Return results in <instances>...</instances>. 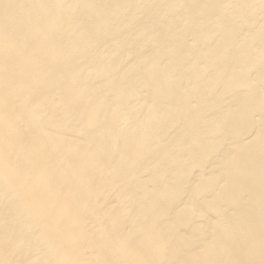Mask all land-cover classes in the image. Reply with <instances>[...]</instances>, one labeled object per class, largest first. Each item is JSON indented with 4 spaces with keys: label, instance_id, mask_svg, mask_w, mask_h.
<instances>
[{
    "label": "bare ground",
    "instance_id": "bare-ground-1",
    "mask_svg": "<svg viewBox=\"0 0 264 264\" xmlns=\"http://www.w3.org/2000/svg\"><path fill=\"white\" fill-rule=\"evenodd\" d=\"M34 1L0 0V64L17 62V56L24 58L26 51H32L34 59L23 69L8 65L7 75L0 74L4 102L0 158L11 156L13 150L21 156L36 147L46 157L70 153L74 157L64 160L65 165L82 166L89 155L94 159L87 168H77L76 177L86 174L83 187L62 185L56 165L42 166L37 181L44 188L42 194L19 174V158L8 164L0 159V177L9 183L4 193L20 213L4 218L9 211L0 201V264H43L51 257L38 243L31 248L25 241L27 236L34 239L33 227L40 230L44 249L58 251L57 264H264V0H253L243 9L237 7L245 0H211L217 8L228 5L224 16L237 13L240 18L232 23L226 19L227 27L233 28L228 36L238 35L228 51L214 46L219 39L211 36L209 26L198 35L193 32L201 23L198 7L186 9L187 21L186 17L171 19L174 8L160 10L155 6L158 0H102V4L96 0L91 13L77 16L80 28L70 42L76 51L63 61L57 52L67 39L60 38L61 20L50 21L54 0L53 4L40 0V5ZM37 14L39 27L30 26ZM146 18L150 19L142 22ZM26 35H35L38 43L21 41ZM13 37L17 40L7 49ZM175 41L180 45L177 51L159 56V46L167 49ZM141 46L154 58L135 64V51ZM79 51L82 56L77 57ZM235 52L246 57L232 62ZM211 53L221 56L215 60ZM75 60L80 69L61 88L63 97L59 93L52 99L39 98L26 87L15 92L16 99L3 86L8 80L7 86L16 87L25 75L34 73L40 76L31 79L34 86L52 81L48 83L52 94L65 83ZM103 64H114L113 71L88 77ZM133 64L134 70L121 77ZM110 80L109 95L94 93L96 83ZM112 95L122 98L114 102ZM62 98L70 100L61 109L57 103ZM108 103L115 109L106 112ZM34 105L48 116L47 127H61V133L43 140L39 130L44 128L39 127L32 140L7 137L10 125L30 121L32 115L19 118L17 114ZM92 105L99 108L94 109L98 113L89 115ZM79 115L84 116V124L77 140L83 136L94 150L56 148L58 136L67 143L75 138L70 135L77 134L74 125L80 127ZM135 120L139 127L133 134L123 136L114 130ZM101 135L112 140L100 143ZM29 160L39 166L36 156ZM55 191L56 198L47 204ZM57 208L65 209L67 218L44 221ZM25 212L29 218L20 219ZM87 215L90 219L84 221ZM191 217L195 218L188 220ZM109 225L110 235L105 238L102 235ZM80 232L82 238L76 239ZM122 242L124 246L119 247ZM113 252L117 256H109Z\"/></svg>",
    "mask_w": 264,
    "mask_h": 264
},
{
    "label": "water",
    "instance_id": "water-1",
    "mask_svg": "<svg viewBox=\"0 0 264 264\" xmlns=\"http://www.w3.org/2000/svg\"><path fill=\"white\" fill-rule=\"evenodd\" d=\"M46 1H49L53 4V0H46ZM93 1H96V0H54V5L55 8L53 9L52 12H50V21L53 23V22H57L58 20H61V24H62V30H61V34H60V38L63 40V42H65L64 39H67V41L65 42L66 45L62 46L59 48L57 54H58V58L61 59V61H63L64 58L67 57V54L71 53V52H74L76 50H74L72 48V45H71V41L76 37V34L78 33V29L80 28V25L78 23V18L77 16L79 15H82L83 13H91L93 11V9H90L91 7V4ZM253 0H245L244 2H241L239 7H237V9H243L244 7L243 6H246L248 4H251ZM38 3V5H40V0H35L34 3ZM100 4H102V0H100ZM156 4L155 5L156 7H158L159 9L162 8L163 10H167L169 11L168 9L173 7L174 8V11L172 13V15H169L171 17V19H180L182 17H186L183 13L191 8H195V7H198V9L201 11V13H199V15L201 16V23L198 24V26L196 27V31L198 33H196V31H193L196 35L199 34L200 31H202L203 29L207 30V28H204L205 26H209L208 28L211 29V32H213L211 34L212 37L216 38V39H219V40H216L217 42H219L218 44H214V46H220L221 48L225 49L228 51V47H230L231 45L234 44L236 38H237V34H229L228 36V31H231L233 28L232 27H227V20H229V23H232V21H236V20H239L240 18L237 17V13H232L231 16L227 17V16H224V10L227 9V6L224 5L223 7L221 8H217L213 5V3L211 2V0H204L203 3L201 2H198V1H193V0H158L156 1ZM134 7H137V4L134 6ZM152 7V6H151ZM121 8V7H120ZM161 10V9H160ZM211 12V13H210ZM237 12V11H235ZM203 13H208V16L207 17H204L202 14ZM210 13V14H209ZM255 14L252 13L250 14L249 17H252L254 16ZM39 15L37 14L34 19H32V21L30 22V26H36V27H39V24H38V17ZM155 16V15H154ZM2 16L0 15V18ZM152 18V17H151ZM2 19V18H1ZM150 18H146L144 20H142V22L145 23V20H149ZM187 19V17H186ZM190 19V18H189ZM227 19V20H226ZM188 21V19H187ZM214 23V25H213ZM79 25V26H78ZM163 29H165L166 27V24L163 25ZM75 27H77L76 30H73ZM155 28L159 29V27L157 26H154ZM49 29H52L51 26H48ZM162 29V30H163ZM160 30V29H159ZM79 38L81 37V34L78 36ZM21 41H26V44H36L38 43L37 42V38L35 35L33 36H27L24 37L23 39L20 38ZM18 39V40H20ZM17 39L13 37V39L9 41V43H7L5 45V47H7V49H9L12 45V43H14V41H16ZM8 45V46H7ZM1 46V45H0ZM180 47L179 45V42L178 41H175L173 43V45L170 47V48H167V49H163L162 47L159 46V50H160V53H159V56L163 55V54H170V53H173L175 51L178 50V48ZM143 49V46H141V48H138L136 51H135V57H136V60L137 62L135 64H138L139 62L140 63H144V62H147L148 60H151L154 58V55L152 54H146L145 52L142 51ZM26 49H23L22 52H25ZM205 52L206 50H204V55H205ZM24 58H21L22 56L21 55H18L17 56V62L15 61L13 63V61H10L9 60H3V62L0 64V74L1 76H6L7 73H8V65L9 67L10 66H13L15 67V65H17L16 67L17 68H20V69H23L24 67V64H28L30 62H32L34 59L32 57V54L33 52L32 51H26L24 53ZM77 54V57H80L82 56V53L79 51V52H76ZM221 55L217 54V55H214L211 53V58L213 59H217L219 58ZM246 55H243V54H240L238 52H235L234 54L231 55V61L232 62H235L236 60H239V59H243L245 58ZM6 62V63H5ZM119 62V61H118ZM64 63H61V65H63ZM102 64V63H101ZM135 64H133L131 67H129L128 69H126L125 71H123L122 73V76L123 78H125L126 76H128L135 68ZM116 67V66H115ZM113 68H114V64H111V65H106L105 67V64H103V66H96L95 67V70L93 71L92 70V74L88 75L89 78H99V76L101 74H106L107 72L111 73V71H113ZM58 69V68H57ZM79 65H78V61L75 60L74 62H71V66H70V69H69V72L67 74L68 77H66L65 79V83H62L61 86H59L58 90H56L55 92H53L51 94V90H53L52 88V85L51 87H49L48 83H51L52 84V81L50 82H47L45 83L43 86H34L33 84V81L31 82V79L33 80H37V79H40V76H37L35 75L34 73L30 74V75H25L16 87H13V83L9 86L8 85V80L5 82V84H3L4 87L8 88V90H12L11 91V94L12 96H14V98L18 99V95L17 93H15L16 91H20V90H23L25 89L26 87H29L30 89H34L35 92L37 93V95L39 96V98L45 96L47 98H54L56 95H58L60 93V95L63 97V93L65 92L64 90H62L61 88L63 86H67L68 83H70V81L73 80V78H75V75H77V72L79 70ZM222 72L218 74V76H221ZM27 76V77H26ZM26 77V78H25ZM164 82V81H163ZM112 81L110 80L108 83H105V84H99V83H96V86H95V89H94V93H100L101 95H109L110 94V87L112 85ZM57 93V94H56ZM55 95V96H54ZM113 98V101L114 102H117L118 100H120V98H122V96L120 95H112L111 96ZM68 98H62L60 101H58L57 105H60L61 109L63 108V104L64 102H67L68 104ZM112 101V102H113ZM40 103V101H39ZM4 102H2L0 100V107H4ZM93 106V105H92ZM21 104L19 105V108H21ZM34 109H25L23 110L20 109V111L22 112L23 110V113H20L19 115L17 114V116L19 118H22V117H27L26 115H32L30 117V121L26 122V123H22V124H18V125H10L11 127H9L11 129V131L9 132V135L8 136H11V137H14V136H17V137H22V138H25V139H33L34 138V135L37 130V128H44L42 130H39L41 131V135L43 136V140L44 139H49L51 137V135H59L61 132V127H59L58 129H53V128H50V127H47V122H46V119L48 116H45L44 114L42 113H39L40 110H38V108L34 105L33 107ZM96 106H93L91 107V109L88 111L89 112V115H91L92 113H98L96 112L95 110H97ZM104 108H105V111L108 112L109 110H114L115 109V106H113V104H110L108 103V105H104ZM57 109V108H56ZM56 109H53V110H50L51 113H55L54 110ZM88 109V108H87ZM95 109V110H94ZM99 109V108H98ZM26 112H31V113H28L26 114ZM83 115H79L76 120H78V124H79V128H78V125H74V128L76 129L75 131L77 132V134L75 133H72L73 135H70V137H75V138H69L70 141H68L69 143H67L62 137L58 136V140L60 142V144H57L55 145L56 148H61L63 147L64 145H67V147H72V148H77L79 146H85L88 148V150L92 149L94 150V147L93 146H90V143H89V140L88 139H85L83 136L81 138V140H77L79 139V136H78V132L81 133L80 130H83V124L84 122H81L82 120L84 121L83 119ZM29 119V118H28ZM120 121V119H119ZM136 121L135 120V123L133 121V123H131V125L128 126V123L127 125L125 126V128H120V126L118 128H115L114 130H119L118 132H121L123 134V136H126L128 134H133V132H135V130H137V127H139V124H136ZM67 122V121H66ZM13 127V128H12ZM59 131V132H58ZM56 133H59V134H56ZM82 134V133H81ZM63 136V134H61ZM114 138V137H113ZM112 140V136L109 135H101L100 138H99V142L100 143H109L110 141ZM62 144V145H61ZM98 150H101L99 149L98 147H96ZM117 149H119L117 147ZM43 149H37L36 147L34 149H31V150H25L23 151L22 153V157L21 156H18V153H14L13 151H11V156L14 155L13 157L11 156H7L5 158H0L3 162H5L4 160H8L7 161V164L10 163V161H13L17 158L20 159V165H19V169H18V172L19 174H21L24 178H27V185L30 187V188H36V191L39 193V194H42L44 192V188L41 187L40 185L37 184V181H39V178H41L40 176V173H41V167L44 166L45 164H51L53 163V165H56L55 170L54 171H57V175H58V178H60L62 181L58 180L62 185H66L68 184L69 186L70 185H73L74 187H83L86 183V174H84L83 176L81 177H76V174L78 171L77 168H87V163L90 162V161H93V157H91V155H89L87 158L89 159V161H85L83 162L84 165L82 166H72V165H65L64 164V160H68V159H71L73 158L74 156H72L70 153H69V156H66L68 153H58L56 154V158L55 157H46V155L43 154L42 152ZM116 150V148L114 149V151ZM53 151V150H52ZM117 152H120V150H118ZM32 156H36L40 163H39V166H36V164L33 162V164L30 162L29 158L32 157ZM11 157V158H10ZM111 157V156H110ZM109 158V157H108ZM112 158V157H111ZM123 162V159L120 160V163ZM0 164H1V161H0ZM3 164V163H2ZM1 164V165H2ZM5 164V163H4ZM73 164V163H72ZM103 171H101L102 173ZM36 181V182H35ZM111 182H114L113 179L110 180V183ZM8 184L7 182H4L3 179H1L0 177V201H4L5 202V208H6V212L9 211V213L7 214H4V218L8 217L10 213H13L14 215H19L20 213H18V211L16 209H13V206H12V200L10 199V197H8L4 192L6 191V187H8ZM52 187L56 188L54 185V183L51 184ZM3 191V192H2ZM56 193V195L54 194ZM54 193H51V198L50 196L47 197V204L49 203V200H52V199H55L56 196H57V191H55ZM14 202L18 201L19 198H14L13 199ZM35 202V201H34ZM48 206V205H46ZM143 209L146 208V206L142 207ZM142 209V210H143ZM10 211H13V212H10ZM44 211H45V208H44ZM60 211L58 214L57 212ZM93 213H95V211H91V214L93 215ZM39 214H44V213H40ZM52 214V215H51ZM54 214H56L57 216L56 217H52ZM66 211L65 209H59L58 208L55 210L54 213H50L48 214L47 216H45V219L44 221H47L49 223H52V222H57L59 220H62L63 217L66 219L67 217L66 216ZM24 218L21 217L20 215V219H28L30 215H28L26 212L24 214ZM178 216L180 217V215L178 214ZM85 218V219H84ZM82 218V220L84 219L85 220H89L90 219V216L87 215L86 217ZM195 217H191V218H188L193 220ZM183 220H187V218L183 219ZM70 222L72 221H66V224H69ZM79 223H82L81 221H79ZM72 224V223H71ZM62 230H65L67 229V227H60ZM163 229H166V227H164ZM31 230H34L35 231V236H34V239L30 238L29 236H27V240H25L27 243H30V247L32 248V244L34 243H38V245L40 246V248L42 249L41 251H45L44 253L46 254H49L51 253V257L47 260V261H44L43 264H57L56 263V259L59 255L58 251H56L55 249L53 248H43L41 246L42 244V238L40 237L41 235V232L38 231V229L36 228H32ZM106 232L103 233V237H108L110 235V225L107 227L106 226ZM33 233V232H32ZM38 233V234H37ZM73 234V233H72ZM71 234V236L75 235L76 233H74L73 235ZM93 234V233H92ZM97 234H98V231H97ZM34 235V234H33ZM37 235H38V239H37ZM83 235V232H80L78 233V235H75L77 236L76 239H81ZM70 236V237H71ZM101 236V237H102ZM98 238H99V235H97V238L96 240L98 241ZM125 244V242H122L119 247H123ZM117 245V244H116ZM144 247V245H141V249ZM116 252V251H115ZM113 252L111 255V257H113V255H116L118 253H115ZM62 254V253H61ZM151 257V256H150ZM114 260L116 258H113ZM149 259V257H148ZM222 264V263H221Z\"/></svg>",
    "mask_w": 264,
    "mask_h": 264
}]
</instances>
